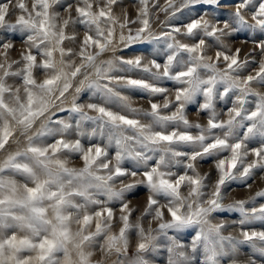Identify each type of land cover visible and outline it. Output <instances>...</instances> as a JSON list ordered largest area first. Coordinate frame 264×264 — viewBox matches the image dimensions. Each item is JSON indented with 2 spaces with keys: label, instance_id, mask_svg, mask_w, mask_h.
<instances>
[{
  "label": "snow or ice",
  "instance_id": "snow-or-ice-1",
  "mask_svg": "<svg viewBox=\"0 0 264 264\" xmlns=\"http://www.w3.org/2000/svg\"><path fill=\"white\" fill-rule=\"evenodd\" d=\"M140 4L142 7L133 19L123 11L116 14V8H123L119 0H32L30 7L25 0H17L14 5L13 0L0 2V28L20 33L26 46L20 52V60L13 61L21 65L18 70L11 71V64L5 68L0 63V69H4L0 75V150H5L13 136L18 145L23 143L22 148L8 152L0 162V264H90L93 252L86 251V247L105 257L113 252H126L127 233L133 227L141 238L137 245L141 253L158 247L153 243L158 236L167 238L170 242L166 245L167 264H196L198 249L204 256L199 264H222L221 258H227L228 264H261L252 256L240 260L239 255L240 245L247 244L253 253L264 258V230L241 227L242 240L225 236L223 233L229 225L223 218L214 223L212 214L238 212L240 219L232 223L241 226L264 221V203L255 204L256 198H264V190L252 198L250 208L243 200L227 206L223 203L227 183L239 180L250 188L247 181L257 169L264 178V92L253 86L255 82L259 88H264V60L258 70H254L255 74L241 76L239 70L249 62L248 57L239 59L241 49L237 48L234 54L217 50L213 59L206 53V41L202 37H214L222 44L221 36L230 32L264 33V0H237L234 5H222L220 0H181L176 5L173 0H166L163 7L154 3L153 7L165 12L168 18L177 17V13L196 5L235 9L228 14L230 19L209 20L201 14L187 23H168L166 27L170 30L160 35L150 32L148 0H140ZM245 9H248L247 16ZM61 10L67 13L66 17ZM13 16L15 21L9 22ZM137 22L139 26L132 35L129 25ZM221 24L223 27L219 26ZM70 25L72 32L68 33L66 29ZM126 28L127 35L124 34ZM80 31L84 35L78 40ZM146 32L149 35H143ZM178 36L188 37L191 42H182ZM161 40L167 53L163 63L151 59L144 64L140 57L99 59L121 44L128 47ZM65 41H70L74 47H66ZM253 43L264 56V39ZM0 47L7 50L13 45L4 42ZM3 55L7 57L8 53L5 51ZM77 56L79 64L75 63ZM221 60L223 67L219 66ZM34 70H41L42 81L34 77ZM132 70H140L150 79L113 75ZM78 76L82 79L74 92L89 89L103 103L84 106L77 104L74 98L69 108L63 107L66 94L73 88L72 81ZM9 77H19L22 83L19 87L10 84ZM162 80L186 86L172 90L174 102L168 96L162 104L149 99L150 110L131 107L130 97L122 91L163 95L169 89L160 85ZM217 84L224 85L219 93L221 99L229 92L236 94L232 107L227 109L226 121L218 120L213 110ZM199 94L204 96V102L198 105L197 112L209 111L206 126L190 122L185 113L186 106ZM113 101L120 103L128 114L105 106ZM249 104L253 107H247ZM85 107L96 115H89ZM162 108L174 110L165 113ZM57 111L79 114L75 121L78 131L82 122L91 121L101 136H106L109 145L114 141L115 163L113 158H108L107 147L98 144L85 148L79 140L63 138L46 143L45 137L62 134L73 127L56 117ZM141 116L145 118L143 121ZM37 121L39 127L33 132ZM192 128L197 130L195 134L189 131ZM217 129L220 131H214ZM256 138L260 139V146L248 149L247 142ZM61 152L65 153L63 158L58 155ZM225 152L229 155H222ZM69 153H79L82 168L68 167ZM249 153L256 159L247 162ZM213 156L217 157L218 177L214 182L205 183L208 175L202 176L195 162ZM154 157V164L149 165ZM126 158L135 160L137 167L122 168L121 163ZM177 165H184L186 170L173 171ZM16 174L23 180H17ZM125 176L132 182L118 179ZM136 177L142 179L135 180ZM117 182L122 185L119 190L114 187ZM138 185L148 189L143 215L159 221L155 234L151 229L146 233L139 223H130L133 210L125 196ZM97 196H104L106 200ZM158 197H163V201ZM112 201L120 202L122 227L118 235L108 234L111 222L116 219L114 209L108 206ZM89 206L100 207L90 210ZM166 214L170 219H165ZM93 220L95 231L91 232L87 229ZM73 224L80 225L75 232ZM189 228L198 230L190 248H186L175 233ZM10 229L16 231L9 232ZM101 236L103 242L97 239ZM73 253L77 257L75 261ZM139 264L148 262L140 257Z\"/></svg>",
  "mask_w": 264,
  "mask_h": 264
},
{
  "label": "rangeland",
  "instance_id": "rangeland-1",
  "mask_svg": "<svg viewBox=\"0 0 264 264\" xmlns=\"http://www.w3.org/2000/svg\"><path fill=\"white\" fill-rule=\"evenodd\" d=\"M0 2H4V0H0ZM17 2V0H13V5ZM173 2L176 5H179L181 3V0H173ZM222 5H234L237 0H220ZM25 3L31 6L32 0H25ZM156 4L159 7L166 6V0H148V7H149V20H150V32L152 35H160L164 31H169L166 27L168 23L171 24H180V23H187L190 19L196 18L201 14L205 15V19L213 20V19H230V16L228 15L231 12H234V7H213L211 5H196L192 7L191 9H184L181 13H177V17H166L165 12L158 11L157 8L153 7V4ZM119 4L123 6V8H116V14L120 15L121 11L125 12L127 15H129L131 18L135 19L140 8L142 5L140 4V0H119ZM56 8H60L59 5L56 6ZM18 13V9L16 10ZM62 15L67 16V13H64L62 10ZM246 16L248 13V9L244 10ZM155 13V15H153ZM73 15H75L73 11ZM16 19L15 16L11 18L9 22H14ZM123 17H121V20ZM250 21V17H249ZM251 22V21H250ZM139 26V23L137 24H130L129 27L132 29V35H135L136 28ZM220 27H223V25H219ZM183 31V29H182ZM66 32L71 33L72 32V26L70 25L68 29H66ZM117 36L120 33L119 27L116 29ZM124 34H128V29H124ZM83 31L79 32V35L77 36V39L83 38ZM143 35L147 36L149 35L148 32L144 33ZM178 39H180L182 42L189 43L191 42L190 38L184 37V36H178ZM203 39H205V51L207 54L212 55L213 59H215V52L217 50H222L225 53L234 54L235 50L237 48L241 49L240 52V60H244L246 57L249 58V62L247 65H245L242 69L239 70V75L246 76L247 74H255L254 70H258L259 63L264 60V56L260 54V50L255 48V45L253 41H259L264 39V33L256 32L251 33L246 30H240L235 32H230L227 36H221L222 44L217 41L214 37H207L203 36ZM167 39V38H165ZM4 42L12 43L13 47L10 49H3L0 47V63L5 65V68L9 64L12 65L11 71L18 70L21 65L15 64L13 61L20 60V52L25 49V44L23 43L22 35L20 33H13L7 31L5 28H0V44ZM66 47H74V45L70 41H65ZM7 52L8 55L5 57L3 55L4 52ZM166 51H165V43L164 40L161 41H152V42H142V43H135L131 46L124 47V45H120L118 48L115 49V51H107L105 52L99 59H113L115 60L116 57H123L124 59H136L137 57H140L142 60V63L146 64L151 59H156L158 62L163 63L166 60ZM57 59H59L57 54ZM80 58L77 56L75 58V63L79 64ZM220 67H223V61L221 60ZM176 68L174 67L173 71H175ZM4 69H0V75L3 74ZM34 77L39 81H42L44 79V76L41 75V70H34ZM127 75L132 78H144V79H150L148 74L143 73L140 70H132L129 72H119V73H113V75ZM82 79V77L78 76L75 80L72 81L73 88L69 90V93L66 94L67 100L64 102L63 107L69 108L71 106V103L73 99L75 98V102L77 104H81L86 106L88 103H103L98 96L93 95L92 91L89 89H84L80 93L76 94L74 92L75 87L78 84V81ZM8 83L15 84V86L19 87L22 81L19 77H9ZM161 86L169 89V92L164 93L163 95H149L148 93H144L138 90H127L122 89L126 95L130 97L128 103L133 108L137 109H145L150 110V105L148 103V100L151 99L153 102H160L163 103L164 97L168 96L170 100L174 102L175 98V92L172 91L173 89L185 87L186 85H180L173 81L168 80H162L159 82ZM257 91L264 92V88H259V86L253 85ZM224 89L223 84H217L216 89L214 92V99H213V110L217 114L218 120H224L226 121L229 117L227 115V109L231 108L233 105V102L235 100L236 94L234 92H229L228 96H225L223 99L220 98L219 93L222 92ZM22 91V89H21ZM249 99H253L252 97H249ZM204 102V96L202 94L197 95L194 97V101L186 106L185 113L187 115V118L192 123H200L203 126L207 125V119L209 116V111H202L197 112V108L199 104H202ZM109 109L115 112H121L125 111V114H128L125 109H123L118 102H110L107 105H105ZM247 107H253V105L249 104ZM88 112L89 115H96L95 113L89 111L86 107L84 109ZM174 109H161L162 112H169ZM56 117L63 119L71 124H73L72 128H69L65 132L61 133H55L51 136H47L44 138L46 143H52L56 139H65L68 141H75L79 140L85 148H87L90 145L98 144L102 147H107V151L109 153L108 158H113V163L115 153H116V146L114 141L111 145H109L108 140L106 136H101L99 130L97 129V126L93 124L91 121L82 122L80 130L78 131L75 127V121L79 118V114L77 113H69L67 111L65 112H56ZM54 117V118H56ZM140 119L143 121L145 118L143 116L140 117ZM39 121L36 122L34 125L32 131L34 132L39 127ZM95 131V134L93 132ZM181 130H183V127L181 126ZM193 134L196 133V129L192 128L189 129ZM216 132H219L220 130H214ZM242 131V130H241ZM17 135H19V130H17ZM21 140L23 141L24 138L21 137ZM26 142V141H24ZM9 144L11 145L9 150L5 153L0 152V162H2L7 153L11 151L17 150V148H22L23 143L17 144L16 142V136H13L10 138ZM7 146V145H6ZM260 146V139L256 138L254 140L247 142L248 149L257 148ZM8 148V147H6ZM58 155L61 156V158L64 157L65 153L61 152ZM71 158L68 162V167L80 169L83 167V161L79 159V153H69L68 154ZM222 155L227 156L229 153L225 152ZM183 159V158H181ZM217 157H206L203 160H197L195 162L197 171L203 176L205 174L208 175V179L205 181V183H208V181L214 182L218 177V172L216 171L215 167V160ZM254 159H256L251 153L247 155L246 161L251 162ZM155 157L153 160H150L148 163L149 165L154 164ZM112 165H110L111 167ZM122 168L126 169H134L137 167L136 161L131 158H126L121 163ZM184 165H177L173 168V171L177 172H183L185 171ZM191 174V173H189ZM18 178L23 180V177L17 174ZM126 182H132L129 177L125 176L122 178ZM135 180L142 179V177H136ZM248 184H251V187H246L243 183H241L239 180L231 181L226 184L225 191H227V195L225 196L223 203L225 206L234 203L237 200H243L246 202V207H252V198L256 197V193L259 191L264 190V178H262V172L261 170L257 169L255 170V175L252 179H249L247 181ZM114 187L116 190H119L120 187H122L121 184L118 182L114 184ZM182 193L186 195L185 189L182 187L181 189ZM96 198L101 200H106V197L104 196H97ZM147 198H148V189L144 187L143 185H138L136 188L132 190L130 193H126L125 200L129 203V208L132 209V215L130 216V223L135 225L139 223L147 233L149 229L153 230V234H155V230L158 228L159 221L152 220L151 216H144L143 212L144 209L147 206ZM78 200L80 198H77ZM161 201H163V197H158ZM264 203V198H256L255 204L258 206L259 204ZM119 201H112L108 206L112 207L114 209V216L116 219H114L111 222V228L108 229L109 235H118L119 229L122 227V223L119 220V217L121 215L119 210ZM90 210L94 207L98 208L100 206H89ZM212 217H215L213 220L214 223H219L221 219L223 218L224 221L229 225V227L224 231V235L228 236L231 235L232 237L242 240L243 237L240 235V229L243 227L244 229H255V230H264V221H256L251 224L246 225H239L233 224L232 221L236 220L238 221L240 219V215L238 212H231V211H219L212 214ZM165 219H170L167 214L165 215ZM211 219V218H210ZM80 228V225L73 224L72 225V231L75 232ZM88 231L94 232L95 231V220H93L92 224L88 226ZM198 229L196 228H189L182 232L175 233L176 237L186 246V248H190L192 239L194 238L196 232ZM128 235V248L126 252H121L120 254H117L115 252L112 253L110 257H105L101 252L96 251L92 248H87L86 251H92L93 255L90 257V264H139V258L142 257L144 260L148 262V264H167L168 260V251L166 245L170 242L167 240V238L163 235L158 236L156 241H153L155 245L158 247L156 248H149L148 251L145 252H138L137 251V245L139 242H141V238L138 234V231L136 228H132L127 233ZM169 235H172L171 232H169ZM100 242H103L104 237H98L97 238ZM98 247V246H96ZM62 256V253L59 254ZM197 257L196 264H199V261H202L204 259L203 253L201 249H198L197 253L195 254ZM252 256L253 258L257 259L261 262V264H264V258L259 257L257 254L253 253L252 249L247 244H241L240 245V260H245L247 257ZM72 259L75 261L77 257L75 256V253L72 254ZM222 264H228L227 258H221Z\"/></svg>",
  "mask_w": 264,
  "mask_h": 264
},
{
  "label": "bare ground",
  "instance_id": "bare-ground-1",
  "mask_svg": "<svg viewBox=\"0 0 264 264\" xmlns=\"http://www.w3.org/2000/svg\"><path fill=\"white\" fill-rule=\"evenodd\" d=\"M10 144L9 145H7L6 147H8V148H5V150H0V152L2 153H5V152H7L8 150H9V148H10ZM17 180H19V181H22L21 179H19L18 178V176H17V174H16V177H15ZM9 232H11V231H16V230H13V229H10V230H8ZM18 235H20V236H23L24 235V233L23 232H18Z\"/></svg>",
  "mask_w": 264,
  "mask_h": 264
}]
</instances>
